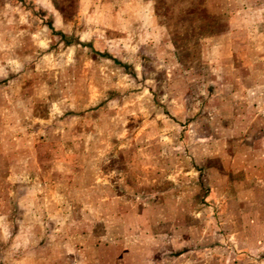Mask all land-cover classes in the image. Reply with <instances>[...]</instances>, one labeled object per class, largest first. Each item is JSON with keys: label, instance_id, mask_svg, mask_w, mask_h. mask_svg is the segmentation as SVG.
I'll return each instance as SVG.
<instances>
[{"label": "crops", "instance_id": "obj_1", "mask_svg": "<svg viewBox=\"0 0 264 264\" xmlns=\"http://www.w3.org/2000/svg\"><path fill=\"white\" fill-rule=\"evenodd\" d=\"M74 2V19L54 24H82L74 84L87 90L71 101L73 124L51 130L68 144H29L33 224L9 230L24 249L13 264H264V127L253 129L264 122V0ZM179 51L198 52L187 62ZM46 212L74 218L35 233Z\"/></svg>", "mask_w": 264, "mask_h": 264}, {"label": "rangeland", "instance_id": "obj_2", "mask_svg": "<svg viewBox=\"0 0 264 264\" xmlns=\"http://www.w3.org/2000/svg\"><path fill=\"white\" fill-rule=\"evenodd\" d=\"M74 1L40 0L43 5V2L47 3L48 8H43L38 0H0V264H13L24 251L19 246L23 250L11 247L15 236L10 237L9 230L23 235V232L29 233V225L33 224L29 218V144L35 147L44 143L68 144L69 136L62 141L57 140V135L51 130L57 129L61 122L73 124L75 112L71 101L83 98L82 92L87 90L74 84V80H79L81 75V67L76 64L80 59L82 62L86 60L79 54L78 51L83 49L77 47L75 41L76 29L79 30L82 24L70 21L64 25V33L58 32L54 24L55 16L74 19L77 13ZM173 27L177 28L176 25ZM186 27L189 25L186 24ZM176 35L175 41L180 48H184L188 41L192 42L191 31ZM190 52L194 53V57ZM197 52L179 51L180 57L187 62L195 58ZM147 72L150 78L155 77L161 83V71L148 68ZM157 94L163 95L161 84ZM261 127H264L262 121L253 129ZM117 159L114 155L111 165L105 167L107 180L112 185H116L112 171L121 172V168L117 167L120 162L115 164ZM12 161L16 166L11 165ZM103 199L100 198L99 203L105 205L107 201ZM51 202L53 200H41L40 206L48 209ZM117 207L128 211L123 204L119 203ZM67 210L73 212L74 209L68 206ZM121 216L114 217L115 226L127 223V219ZM69 217L73 219V213L67 217L49 218L47 212L41 217L36 216L39 227L35 233H46L49 219L58 225L63 218ZM103 218L109 219L106 216ZM104 234L106 232L99 227L98 235ZM122 234L121 228H115L112 237L121 240ZM258 256L264 257V253Z\"/></svg>", "mask_w": 264, "mask_h": 264}]
</instances>
